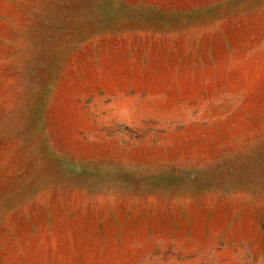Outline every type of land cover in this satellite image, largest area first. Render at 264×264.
Masks as SVG:
<instances>
[{
  "label": "rangeland",
  "instance_id": "1",
  "mask_svg": "<svg viewBox=\"0 0 264 264\" xmlns=\"http://www.w3.org/2000/svg\"><path fill=\"white\" fill-rule=\"evenodd\" d=\"M0 264H264V0H0Z\"/></svg>",
  "mask_w": 264,
  "mask_h": 264
}]
</instances>
